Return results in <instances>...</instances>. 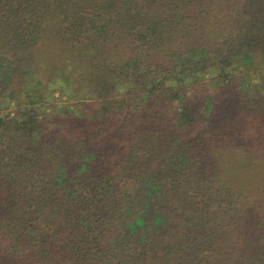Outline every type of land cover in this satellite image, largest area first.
I'll return each instance as SVG.
<instances>
[{"label":"trees","instance_id":"16d2710c","mask_svg":"<svg viewBox=\"0 0 264 264\" xmlns=\"http://www.w3.org/2000/svg\"><path fill=\"white\" fill-rule=\"evenodd\" d=\"M0 264H264V0H0Z\"/></svg>","mask_w":264,"mask_h":264},{"label":"rangeland","instance_id":"374dc122","mask_svg":"<svg viewBox=\"0 0 264 264\" xmlns=\"http://www.w3.org/2000/svg\"><path fill=\"white\" fill-rule=\"evenodd\" d=\"M190 81L197 84H195V88L192 92H189L188 90L185 92V95H189L194 101L196 100L197 102L202 100V98L205 97V95L211 91V89L214 87L213 83L209 82L208 75H204L202 78L199 76H192L190 78ZM207 82L205 87L201 86L200 83L202 82ZM252 80H250L251 82ZM54 96L57 98L56 103L60 105V103H63L64 101V96H60L58 92L54 93Z\"/></svg>","mask_w":264,"mask_h":264}]
</instances>
